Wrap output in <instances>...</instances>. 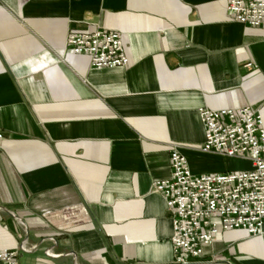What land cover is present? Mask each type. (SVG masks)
Instances as JSON below:
<instances>
[{"label":"crops","instance_id":"1","mask_svg":"<svg viewBox=\"0 0 264 264\" xmlns=\"http://www.w3.org/2000/svg\"><path fill=\"white\" fill-rule=\"evenodd\" d=\"M227 2L0 0V251L173 264L172 212L154 189L173 147L197 174L249 168L202 149L199 109L250 105L264 120V27ZM97 27L123 35L128 66L67 53L70 32ZM191 264H264V228L221 230Z\"/></svg>","mask_w":264,"mask_h":264},{"label":"built area","instance_id":"2","mask_svg":"<svg viewBox=\"0 0 264 264\" xmlns=\"http://www.w3.org/2000/svg\"><path fill=\"white\" fill-rule=\"evenodd\" d=\"M227 10L239 23L264 27V0H228ZM67 53L86 55L94 68L130 64L123 35L97 27L72 31ZM250 65V64H249ZM204 126L202 149L230 158L246 159L249 168L221 173H194L187 157L174 146L171 176L154 189L172 212L173 264H191L221 230L243 229L259 235L264 228V120L259 109H199ZM25 249V245H21ZM18 249L0 251L3 264H19Z\"/></svg>","mask_w":264,"mask_h":264},{"label":"rangeland","instance_id":"3","mask_svg":"<svg viewBox=\"0 0 264 264\" xmlns=\"http://www.w3.org/2000/svg\"><path fill=\"white\" fill-rule=\"evenodd\" d=\"M247 163L239 160H231L228 164V168L231 170H238L247 168Z\"/></svg>","mask_w":264,"mask_h":264}]
</instances>
